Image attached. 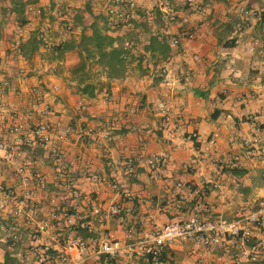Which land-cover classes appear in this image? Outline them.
<instances>
[{"label": "crops", "instance_id": "crops-1", "mask_svg": "<svg viewBox=\"0 0 264 264\" xmlns=\"http://www.w3.org/2000/svg\"><path fill=\"white\" fill-rule=\"evenodd\" d=\"M20 1L21 10L0 16V139L28 161L24 199L27 207L34 208V213L18 218L19 240H30L34 225L44 220L52 223L37 232L35 240L80 236L75 230L78 219L87 228L84 240H124L128 228L132 236H140L188 213L197 190H206L203 200L212 217L231 219L256 208L254 199L263 187L252 197L249 187L257 171L264 173V165L248 140L260 134L256 147L264 155V0H196L195 6L179 7L169 30L187 24L194 35L174 47L156 37L157 48L143 47L159 25L156 19L148 25L138 22L135 30L126 33L111 29V35L133 40V58L123 77L110 79L92 97L79 94L70 78L74 51L58 54L52 46H44L38 34L53 45L77 37V9L88 4L90 12L104 16L99 1L60 0L61 17L51 10L54 0ZM8 2L0 0V5ZM36 6L41 9L38 14ZM245 10H255L256 15L248 16ZM89 18L84 11L83 23ZM68 21L74 23L71 31L61 28ZM32 36L38 45L25 57L18 45ZM159 101L166 104L165 112L158 109ZM42 119L59 120L73 131L66 140L53 132L51 142L43 144L32 136ZM12 122L18 124L14 131ZM88 125L95 131L106 130V137L93 140L77 133ZM51 148L59 150V157L51 155ZM151 154L164 155L154 168L147 164ZM128 157L132 169L126 172ZM231 167L245 171L236 174ZM0 184L23 197L13 165L2 159ZM73 189L80 191L74 207L68 205ZM52 196L60 198L50 201ZM111 203L118 204L120 212L102 216ZM56 205H67L76 223L66 226L60 219L50 220ZM9 220L0 216V240H5L3 227ZM61 242L32 244L37 249L45 245L56 249ZM30 244L17 241L11 246L0 241V263L8 252L17 264H37ZM236 246L237 242L226 241L192 256L189 243L175 241L167 248L168 260L158 264H246L236 259ZM215 256L221 261L216 262ZM71 258L76 263L84 260L79 264L95 261L90 248L71 252ZM115 264L148 263L135 256L127 261L124 256Z\"/></svg>", "mask_w": 264, "mask_h": 264}, {"label": "built area", "instance_id": "built-area-1", "mask_svg": "<svg viewBox=\"0 0 264 264\" xmlns=\"http://www.w3.org/2000/svg\"><path fill=\"white\" fill-rule=\"evenodd\" d=\"M60 0H54L51 8L54 15L61 17L59 9ZM100 4L99 11L106 18V25L121 32L126 33L135 30V24L143 22L148 25L156 19L159 25L153 28L152 35L157 39L164 40L168 46L174 47L182 40L192 39L194 35L193 29L187 25H181L175 32H171L168 25L177 21L179 7L195 6L196 0H98ZM41 11L39 6L34 7V12ZM248 16L256 15L255 10H245ZM65 30L71 31L70 22L65 26ZM41 40L44 46H53L51 42L46 40L41 34ZM133 40L124 37L122 47L127 51L135 48ZM125 57V54H124ZM31 91L36 92L33 87ZM157 107L161 112L167 110L164 102H157ZM46 114L48 110L44 108ZM11 130H16L18 124L11 123ZM72 128L68 124H62L59 120L42 119L37 122L32 129V136L43 144H49L52 139V133L55 132L61 139L66 140L72 132ZM78 134H85L91 139L105 138L106 130H94L92 126L80 127ZM261 138L260 134H252L249 138V144L252 147V153L264 165V155L262 151L256 147L257 142ZM210 143L214 142L210 138ZM53 157H59V150L50 149ZM22 156L18 150L9 149L6 142L0 139V159L10 162L13 165V172L21 185L22 198H18L12 189H5L0 184V216L10 218L5 227H3L2 237L5 240H19L20 229L18 227V218L26 216L27 213H34L33 207H27L25 199L28 196L26 185L28 183V161L21 160ZM164 159L163 154H151L147 158V164L150 168H154L157 163ZM234 161L238 160V156L233 157ZM124 169L129 172L132 169V158L128 157L124 163ZM178 185H182L178 182ZM185 185V184H184ZM183 185V186H184ZM116 187V184H113ZM188 187V186H187ZM71 200L69 206L74 207L76 200L80 196L79 189H73L70 192ZM56 198L52 196L50 201ZM193 205L191 210L179 219L168 220L162 224L152 228L140 236H132V229L128 228L124 240H264V189L257 194L253 205L255 209L245 210L234 218L226 219L223 217H212L208 213L203 200V192L195 191L193 196ZM97 211V209L95 210ZM120 207L116 203H111L103 210L102 216L118 214ZM61 220L62 224L70 226L76 223L75 213L68 211L67 205L64 207L56 205L50 215V220ZM82 225L80 219L77 220ZM52 222L46 220L36 223L28 234V239L35 240L36 233L44 230L45 227ZM62 240H84L82 237L74 234H67ZM102 240H119L117 238H105ZM13 246L17 241H8ZM28 246L30 251L35 255L37 264H79L73 262L71 252H80L90 248L95 256L93 264H115L125 256L127 261L133 256L142 258L148 264H158L157 257L165 247H168L175 241H100L98 243L90 241H62L58 248L52 249L48 245L36 248V245ZM189 243V254L197 256L200 251H207L210 248L221 247L226 241H178ZM237 242L236 259L246 264H264V241H231ZM96 247V249H94ZM216 262L221 261L220 256H215Z\"/></svg>", "mask_w": 264, "mask_h": 264}, {"label": "trees", "instance_id": "trees-1", "mask_svg": "<svg viewBox=\"0 0 264 264\" xmlns=\"http://www.w3.org/2000/svg\"><path fill=\"white\" fill-rule=\"evenodd\" d=\"M22 8L23 3L20 0H9L8 5H0V16H4L8 10H21ZM89 9L88 4H83L75 13V17L80 23V31L77 37H68L57 42L51 48L58 54H61L65 50L74 51L76 62L69 69L70 78L75 82L79 94L92 97L102 86H107L110 79L121 78L125 75L129 63L132 61L133 53L122 47L123 37L109 33L113 28L106 25L105 16L99 12L93 14ZM84 11L89 13L90 18L88 22L83 23ZM20 22H23V20H20ZM68 22H70V26L73 28L74 23L71 21ZM68 22L62 24L61 28L65 29ZM38 37L39 39L41 38L40 33ZM154 41H156V38L150 36L148 43L143 45L145 50L157 48L158 46L156 43H153ZM158 41L167 44L164 40L159 39ZM37 45L35 36H32L30 40L18 45V51L27 57ZM158 51L162 52L163 50L158 49ZM142 59V56L139 55L138 61ZM230 170L236 174L245 171L244 168L237 169L235 167H231ZM203 192H206V190ZM75 230L82 238L88 235L85 225L76 226ZM167 248L165 247L157 257L158 263L168 260L166 254L168 251ZM0 264H17V262L8 252H4L3 260Z\"/></svg>", "mask_w": 264, "mask_h": 264}, {"label": "rangeland", "instance_id": "rangeland-1", "mask_svg": "<svg viewBox=\"0 0 264 264\" xmlns=\"http://www.w3.org/2000/svg\"><path fill=\"white\" fill-rule=\"evenodd\" d=\"M255 176H253V179L251 181V185H250V196L249 197H252L254 195V193L256 191H258L260 188L263 187L264 189V173L263 174H260L258 173V171L256 172V174H254ZM223 193V191H219V194L221 195ZM228 195H230V193L228 192ZM110 216V215H109ZM108 216V217H109ZM1 251H0V255H1Z\"/></svg>", "mask_w": 264, "mask_h": 264}]
</instances>
